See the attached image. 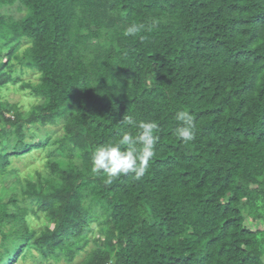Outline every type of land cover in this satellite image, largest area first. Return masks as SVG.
Masks as SVG:
<instances>
[{
  "label": "trees",
  "instance_id": "trees-1",
  "mask_svg": "<svg viewBox=\"0 0 264 264\" xmlns=\"http://www.w3.org/2000/svg\"><path fill=\"white\" fill-rule=\"evenodd\" d=\"M13 86L36 103L7 101ZM125 115L159 125L156 155L106 184L90 154ZM35 152L34 180L9 170ZM248 220L264 224V0H0V264H264Z\"/></svg>",
  "mask_w": 264,
  "mask_h": 264
},
{
  "label": "clouds",
  "instance_id": "clouds-1",
  "mask_svg": "<svg viewBox=\"0 0 264 264\" xmlns=\"http://www.w3.org/2000/svg\"><path fill=\"white\" fill-rule=\"evenodd\" d=\"M156 26L157 22L153 21V27ZM144 30L143 23H132L125 28L124 35L136 36ZM174 119L178 125L173 133L177 140L184 144L194 141L197 124L193 113L187 108H181L176 111ZM122 122L129 126L128 130H122L116 141L95 147L90 154L91 173L101 175L106 184H112L129 173L140 179L156 155L155 149L160 138L159 125L155 121H136L132 116L125 115Z\"/></svg>",
  "mask_w": 264,
  "mask_h": 264
},
{
  "label": "rangeland",
  "instance_id": "rangeland-1",
  "mask_svg": "<svg viewBox=\"0 0 264 264\" xmlns=\"http://www.w3.org/2000/svg\"><path fill=\"white\" fill-rule=\"evenodd\" d=\"M2 14H6L9 16L14 17L15 19H19L25 16L26 12L24 10L19 11L17 7L10 8V9H2L1 10ZM28 47V44H23L18 53L21 55L24 50ZM14 64L16 65V74L20 76L23 82L26 83H31V84H37L38 83V78L39 75L35 72H30V71H24L23 73L20 71L21 67L16 64L14 61ZM4 97L6 98L7 101L10 103H18L20 106L23 107L24 110H28L30 107H32L35 103L36 100L35 98L30 95L29 91H21L18 86H13L10 87V90L6 91L4 93ZM47 129V128H45ZM51 130L54 128H50ZM62 135V131H58L57 129V135L60 136ZM46 151H44L43 154H40L39 158H45L46 156ZM36 157H38V152H35L33 155H30L26 158L23 159H13L12 164L9 168V170L13 169L16 171V173L21 175V178H27V179H32L34 180L35 178V171L39 170L43 172V163L40 161H36ZM12 180L6 182L4 184V187H9L11 185ZM31 228L37 229L39 226H47V227H52L49 224H47L44 220H36L35 218H31ZM246 228H248L250 231L256 232L258 230H263L264 229V224L259 223V222H251L248 220L245 224ZM40 228V227H39ZM35 254V253H34ZM83 256L78 257L75 261L74 264H78L83 260ZM38 256L35 254L33 258H28L26 261H19L17 264H39L37 262ZM47 264V263H44ZM61 264H66V263H61Z\"/></svg>",
  "mask_w": 264,
  "mask_h": 264
}]
</instances>
